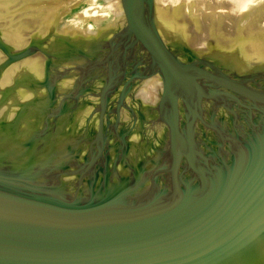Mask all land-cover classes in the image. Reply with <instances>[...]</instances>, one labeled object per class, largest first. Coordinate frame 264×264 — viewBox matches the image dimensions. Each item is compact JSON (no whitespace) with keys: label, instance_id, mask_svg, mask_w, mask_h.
Wrapping results in <instances>:
<instances>
[{"label":"water","instance_id":"obj_1","mask_svg":"<svg viewBox=\"0 0 264 264\" xmlns=\"http://www.w3.org/2000/svg\"><path fill=\"white\" fill-rule=\"evenodd\" d=\"M0 264H264V0H0Z\"/></svg>","mask_w":264,"mask_h":264}]
</instances>
